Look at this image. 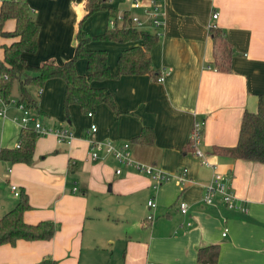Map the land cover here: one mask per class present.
I'll return each mask as SVG.
<instances>
[{
	"label": "crops",
	"instance_id": "0c3cea01",
	"mask_svg": "<svg viewBox=\"0 0 264 264\" xmlns=\"http://www.w3.org/2000/svg\"><path fill=\"white\" fill-rule=\"evenodd\" d=\"M22 1L39 25L36 51L22 53L31 66L69 60L79 27L91 37L108 28L107 12L82 21L89 0ZM162 3L164 29L149 51L157 77L170 72L162 82L150 74L93 82L111 96L114 108L101 103L84 112L71 104L68 116L62 79L28 89L41 124L68 128L73 140L67 145L51 134L37 135L31 164L0 160V217L17 202L10 191L15 185L28 195L30 209L23 220L51 221L59 229L50 240L1 245L0 264H37L44 258L55 264H198L197 250L210 245L219 248L215 264H264V164L211 154L213 146H235L243 112L255 113L264 94V0ZM209 24L222 34L216 42ZM14 28V20L4 23V31ZM16 40L0 37V60L3 47ZM131 46L93 40L87 48L106 51L116 74L119 55ZM76 72L87 73L84 60L76 62ZM15 85L17 96L12 91L10 98L18 99ZM20 115L10 105L0 117V149L20 142ZM194 122L203 124L199 148L205 159L231 176L234 204L245 211L226 207L218 196L211 205L201 202L202 184L210 181L212 170L187 149ZM144 129L152 131V139L133 140ZM89 141L127 142L134 162L168 174L186 168L192 183L180 188L168 181L154 188L149 176L103 150L91 159ZM179 201L188 204L186 214L179 212ZM149 214L152 220H146Z\"/></svg>",
	"mask_w": 264,
	"mask_h": 264
},
{
	"label": "trees",
	"instance_id": "16d2710c",
	"mask_svg": "<svg viewBox=\"0 0 264 264\" xmlns=\"http://www.w3.org/2000/svg\"><path fill=\"white\" fill-rule=\"evenodd\" d=\"M104 0H89L88 11L82 21L95 13L107 12L108 19L115 17L119 9L105 6ZM15 21L12 32L4 31L7 20ZM108 23V22H107ZM39 25L32 20L30 9L22 0H2L0 4V37L17 38L9 46H4L3 60H0V97L7 100L13 86L18 84V101L34 112H38L37 102L29 93L30 87H42L51 78H60L65 83L63 109L68 116L71 104H78L84 112H91L97 104L105 103L114 108L111 96L103 89L92 87L93 82L114 79L121 75L150 74L157 78L151 66L149 51L158 41V35L146 31H138L132 27L107 28L103 34L89 36L80 27L76 33V45L73 56L63 64L44 62L31 66L22 58V53H34L37 49ZM213 40L221 39L219 30L210 31ZM112 41L121 44H132L123 50L117 59V73L112 74L107 64V52L90 50V41ZM86 62L87 73L79 75L76 72V62ZM148 136L152 139V131L144 129L133 140H143ZM37 134L32 129L21 130L18 148L0 149V160L8 163L31 164ZM187 149L192 152L191 140ZM211 154L228 157L233 160H243L264 164V94L258 96L255 113L244 111L241 117L238 138L233 147L211 148ZM30 209L28 195L24 189L19 190L15 206L0 217V246L15 245L18 240L36 241L50 240L59 225L51 221H40L28 224L23 220V213ZM219 248L210 245L197 250L198 264H215ZM37 264H55L51 258H44Z\"/></svg>",
	"mask_w": 264,
	"mask_h": 264
},
{
	"label": "built area",
	"instance_id": "2783aa9c",
	"mask_svg": "<svg viewBox=\"0 0 264 264\" xmlns=\"http://www.w3.org/2000/svg\"><path fill=\"white\" fill-rule=\"evenodd\" d=\"M2 1V0H1ZM111 1V0H108ZM126 7L119 10L115 17L108 19V27L114 28L118 27H132L138 31L151 32L161 36L164 29V6L162 0H123ZM212 18H217V13L212 14ZM215 24H209L208 30L211 31L215 29ZM170 72H165L156 78L157 82H162L164 76L168 75ZM41 92V91H40ZM39 92V93H40ZM13 105L20 112L21 115L18 122L21 129H32L37 135H53L59 143H65L70 145L73 140L72 132L65 127H45L41 124L37 112L32 111L27 108L25 104L18 101V99L8 98L7 100L0 97V117L4 118L6 116L7 107ZM91 116V113H88ZM203 124L200 122H194L190 134V140L193 146V154L201 159V162L212 170V175L210 181L202 184L203 194L201 197V202L206 205H211L213 203L214 197L218 196L222 201L223 205L228 208H238L241 211H245L243 207L234 204L235 196L233 193V187L231 184V176L220 172L217 169L216 164L208 163L205 159V154L200 150V138L202 132ZM90 129L95 130V126L91 125ZM19 147V143L16 148ZM129 144L125 142L121 146H116L111 142L98 143L95 141H89V155L91 159L95 160L98 157V153L103 150L105 153L112 155L119 163L133 166L135 169L140 170L153 180V187L157 188L164 182L173 181L176 186L183 188L186 184L192 183V180L188 176V170L186 168L181 169L173 174L165 173L153 166L143 165L134 162L131 158V153L129 149ZM119 174L120 170H116ZM11 193L15 196H19L18 187L15 185L10 186ZM73 192L76 188H73ZM149 209L155 207L153 200L147 202ZM178 210L181 214H186L188 212V204L184 201L178 202ZM153 215L149 214L146 220H152ZM227 230L224 229L222 236H225Z\"/></svg>",
	"mask_w": 264,
	"mask_h": 264
},
{
	"label": "rangeland",
	"instance_id": "374dc122",
	"mask_svg": "<svg viewBox=\"0 0 264 264\" xmlns=\"http://www.w3.org/2000/svg\"><path fill=\"white\" fill-rule=\"evenodd\" d=\"M110 3L115 5V7L119 8V9H122V8L126 7V4H125V2L123 0H111ZM101 17L102 16H99L98 18H101ZM12 91L14 93L13 95L17 96V87H16V85L13 86V90ZM4 192L6 193V191H4Z\"/></svg>",
	"mask_w": 264,
	"mask_h": 264
}]
</instances>
